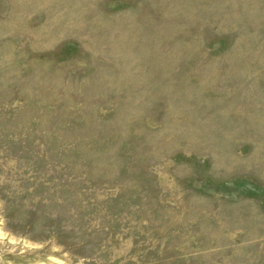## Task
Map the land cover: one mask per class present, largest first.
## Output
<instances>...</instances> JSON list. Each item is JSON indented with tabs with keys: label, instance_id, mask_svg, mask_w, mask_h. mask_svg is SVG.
Here are the masks:
<instances>
[{
	"label": "rangeland",
	"instance_id": "obj_1",
	"mask_svg": "<svg viewBox=\"0 0 264 264\" xmlns=\"http://www.w3.org/2000/svg\"><path fill=\"white\" fill-rule=\"evenodd\" d=\"M0 264H264V0H0Z\"/></svg>",
	"mask_w": 264,
	"mask_h": 264
}]
</instances>
